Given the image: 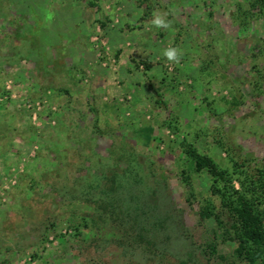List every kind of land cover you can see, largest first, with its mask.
Here are the masks:
<instances>
[{
	"label": "rangeland",
	"instance_id": "374dc122",
	"mask_svg": "<svg viewBox=\"0 0 264 264\" xmlns=\"http://www.w3.org/2000/svg\"><path fill=\"white\" fill-rule=\"evenodd\" d=\"M252 3L0 0V264H247L187 151L230 173L264 167V9ZM116 197L145 201L165 227L176 216L175 236L150 212L140 225L134 209L119 216ZM208 204L223 225L200 217Z\"/></svg>",
	"mask_w": 264,
	"mask_h": 264
},
{
	"label": "trees",
	"instance_id": "16d2710c",
	"mask_svg": "<svg viewBox=\"0 0 264 264\" xmlns=\"http://www.w3.org/2000/svg\"><path fill=\"white\" fill-rule=\"evenodd\" d=\"M252 1L253 8L264 9V0ZM187 152L189 157L193 160L192 169L196 173L205 172L211 177L213 181L211 192L214 196L220 197L221 212L227 213L231 219V228L234 231L233 240L237 243V248L235 250L236 257L247 264H264V167L244 170L243 168L240 169L239 165L236 164L234 165L236 170L230 173L225 169H221L212 158L200 154L198 150L192 146L189 147ZM234 175L239 176L237 178L240 186L239 189L232 183V176ZM135 199L134 204L126 205L123 200L121 201L116 197V203L122 204L119 208L122 211L119 212V216L121 215L120 213H122L124 218L131 217L130 210L134 209L135 213H137V215H135L136 223L140 225L142 222H146V220L149 219L147 214L150 212L152 214L151 216L156 218L155 221L157 226L159 224L162 226L161 230H166L167 233L175 236L176 232L173 228V224L176 223V216L167 217V221L171 223L172 227H165L163 225L165 217H158L153 209L148 211L146 207L144 212L141 207H143L142 202L146 204L145 201L139 200V198ZM141 211L143 215H141ZM116 212H118V209ZM200 217L203 220L215 219L218 224H224L222 221L224 215L221 217L218 208L210 204L201 209ZM157 226L156 229L160 228H157ZM171 240V251L176 254L181 252L182 254L183 249L179 248L177 239L172 238ZM161 241L158 240L157 245L164 244L161 243ZM174 241H176L175 244ZM208 247L215 250L212 244H209ZM138 250H140L138 253L139 256L146 257L143 247H138L137 251ZM156 251H159V248H156ZM163 256V253H156L154 257L160 259Z\"/></svg>",
	"mask_w": 264,
	"mask_h": 264
},
{
	"label": "clouds",
	"instance_id": "9594fccd",
	"mask_svg": "<svg viewBox=\"0 0 264 264\" xmlns=\"http://www.w3.org/2000/svg\"><path fill=\"white\" fill-rule=\"evenodd\" d=\"M154 18L151 23L159 29H168L171 25L170 22L166 20V14L154 13ZM163 55L167 58L169 62L179 63L180 55L176 48L169 47L164 50Z\"/></svg>",
	"mask_w": 264,
	"mask_h": 264
}]
</instances>
